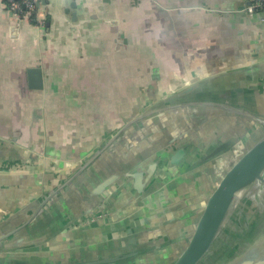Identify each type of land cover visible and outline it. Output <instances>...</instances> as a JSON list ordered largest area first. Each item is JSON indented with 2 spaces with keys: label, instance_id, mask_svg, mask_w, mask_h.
I'll return each mask as SVG.
<instances>
[{
  "label": "crops",
  "instance_id": "0c3cea01",
  "mask_svg": "<svg viewBox=\"0 0 264 264\" xmlns=\"http://www.w3.org/2000/svg\"><path fill=\"white\" fill-rule=\"evenodd\" d=\"M240 5L46 0L41 24L18 20L0 0V134L35 147L0 143V222L26 219L65 183L39 213L52 210L47 225L57 232L34 244V252L121 240L120 246L143 250L133 264H168L218 181L219 165L228 167L230 151L217 157L219 165L193 162L219 143L242 139L233 146L238 155L245 139L255 138L249 132L259 129L249 113L264 119V68H254L264 61V25L240 13ZM229 73L241 76L230 80ZM198 77L196 94L182 101L188 104L132 122L74 175L133 117ZM180 147L185 157L158 163L149 176L150 165ZM129 165L142 173L139 186L135 176L124 180ZM259 202L263 208L250 207L257 223L264 194ZM38 221L22 241L40 238Z\"/></svg>",
  "mask_w": 264,
  "mask_h": 264
},
{
  "label": "water",
  "instance_id": "95a60500",
  "mask_svg": "<svg viewBox=\"0 0 264 264\" xmlns=\"http://www.w3.org/2000/svg\"><path fill=\"white\" fill-rule=\"evenodd\" d=\"M45 3L46 0H41L42 5ZM250 3V0H241L239 12L246 13L248 16L256 15L264 25V10L249 11L247 7ZM254 68H264V61L254 65ZM229 74L233 77L229 78L230 80H234L237 75L238 77L241 76L239 73ZM202 80L200 77L192 79L184 89L170 93L133 117L131 122L123 125L95 154L82 163L74 175H78L81 170L90 165L117 138H122L124 129L132 122L167 109L182 107L188 104L182 101L184 98H190L196 94L193 92L194 88ZM230 85L227 84V86ZM240 86L234 87V90H241ZM249 114L256 123L264 126V119L251 113ZM23 139L0 134V143L2 145L9 144L10 150H17L15 147L27 146L28 142ZM237 144H239V140L236 142L225 141L219 143L202 154L193 164H205L209 162L213 166L215 164L219 165L218 160L216 162L217 157L230 146H236ZM247 144V149L236 158L233 164L226 167L223 172L221 171L222 173L219 175L218 181L210 189L202 202L201 209L188 239L182 249L168 264H264V233L258 234L252 240L250 239L251 235L264 229V216H260L257 223L250 215V211L253 214L257 212L255 209H250V202H252L250 199L264 194V136L260 139L251 137ZM28 146L31 149L35 148L32 143ZM187 152V150L180 147L171 156L167 155L161 161L154 162L149 167V176L153 175L158 163L177 164L180 159L187 155ZM195 154V152L194 154L191 152L189 158L192 160ZM16 156L17 154L12 155L13 158H16ZM130 166H127L126 170L122 172V175L126 177L124 180L128 182L131 177L135 176L137 185L139 186L142 173L139 170L131 171L132 167ZM106 181L107 179H104L103 184ZM63 184L58 185L53 193H50L36 203L26 219L10 221L14 220L10 217L0 222V233L1 229L4 230L0 234V264H133L142 254L143 250L130 248L129 246H120L118 243L121 240L103 241L93 247H72L66 252H57L55 254L34 252V248L31 245L41 244L57 232L56 229H49L47 225L50 218L54 217V214L53 216L51 215L52 210L43 214L41 218L39 217L46 202ZM123 185L122 181L121 187ZM260 188L263 189L260 191ZM44 211H46V208ZM34 218L39 219L37 227L41 231L40 238H30L22 241L23 236L33 228L30 227V223ZM241 229H244L246 232V236L243 237L244 239L241 235H235ZM22 230L24 231L22 232Z\"/></svg>",
  "mask_w": 264,
  "mask_h": 264
},
{
  "label": "built area",
  "instance_id": "2783aa9c",
  "mask_svg": "<svg viewBox=\"0 0 264 264\" xmlns=\"http://www.w3.org/2000/svg\"><path fill=\"white\" fill-rule=\"evenodd\" d=\"M249 11L264 10V0H250ZM4 7L16 15L18 20H30L43 24L44 17L40 11L41 0H5Z\"/></svg>",
  "mask_w": 264,
  "mask_h": 264
},
{
  "label": "flooded vegetation",
  "instance_id": "af4514ba",
  "mask_svg": "<svg viewBox=\"0 0 264 264\" xmlns=\"http://www.w3.org/2000/svg\"><path fill=\"white\" fill-rule=\"evenodd\" d=\"M256 125H258V127L257 128H259V129H257V133H253L252 131H251V134H250V132H249V135H254L255 136V138H257V139H260L261 137H263L264 136V126L263 125H261V124H259V123H257ZM239 140V142H242L241 140L242 139H238ZM248 141H249V139L247 138V140L245 139V142L246 143H244V145H243V147H241V148H239V151H237V152H239L238 153V155H236L235 153H236V149H234V147L233 146H230L229 148H228V150L230 151V156H229V160L230 161H228V166H230V165H232L233 164V162L236 160V158L239 156V155H241L246 149H247V143H248ZM244 142V141H243ZM237 156V157H236ZM263 188H260V191L262 190ZM261 197L262 196H259V197H256V198H251L250 200L252 201V202H250V207H252L253 206V201H256L258 204V208L259 207H262V202H259L260 201V199H261ZM259 204H261V205H259ZM263 208V207H262ZM191 233V232H190ZM190 235V234H189ZM236 236L237 235H241L242 236V238L243 237H245L246 236V232H245V230L244 229H241V231L239 232V233H236L235 234ZM244 239V238H243ZM39 248L38 246H33V248ZM34 250V249H33Z\"/></svg>",
  "mask_w": 264,
  "mask_h": 264
},
{
  "label": "rangeland",
  "instance_id": "374dc122",
  "mask_svg": "<svg viewBox=\"0 0 264 264\" xmlns=\"http://www.w3.org/2000/svg\"><path fill=\"white\" fill-rule=\"evenodd\" d=\"M220 167H221V170H222V172H223V171H224V168H223L222 166L219 165V168H220ZM222 172H221V173H222ZM221 173H220V174H221ZM220 174H219V175H220Z\"/></svg>",
  "mask_w": 264,
  "mask_h": 264
},
{
  "label": "trees",
  "instance_id": "16d2710c",
  "mask_svg": "<svg viewBox=\"0 0 264 264\" xmlns=\"http://www.w3.org/2000/svg\"><path fill=\"white\" fill-rule=\"evenodd\" d=\"M1 1H2V3L5 2V0H1Z\"/></svg>",
  "mask_w": 264,
  "mask_h": 264
},
{
  "label": "bare ground",
  "instance_id": "6f19581e",
  "mask_svg": "<svg viewBox=\"0 0 264 264\" xmlns=\"http://www.w3.org/2000/svg\"><path fill=\"white\" fill-rule=\"evenodd\" d=\"M223 160H225V159H223Z\"/></svg>",
  "mask_w": 264,
  "mask_h": 264
}]
</instances>
